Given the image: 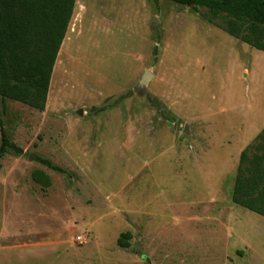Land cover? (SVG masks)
<instances>
[{"label": "rangeland", "instance_id": "374dc122", "mask_svg": "<svg viewBox=\"0 0 264 264\" xmlns=\"http://www.w3.org/2000/svg\"><path fill=\"white\" fill-rule=\"evenodd\" d=\"M206 14L75 1L44 110L0 103L23 150L0 160V264H264V217L231 200L264 128V52Z\"/></svg>", "mask_w": 264, "mask_h": 264}, {"label": "trees", "instance_id": "16d2710c", "mask_svg": "<svg viewBox=\"0 0 264 264\" xmlns=\"http://www.w3.org/2000/svg\"><path fill=\"white\" fill-rule=\"evenodd\" d=\"M75 1L0 0V103L9 99L44 110L53 67L73 15ZM169 1L207 9L209 22L264 52V0ZM151 102L158 107L157 101ZM263 139L264 128L255 136V143L241 150L231 193L234 204L262 216L264 146L256 142ZM22 152V148L10 140L0 112V160L7 153L21 155ZM40 161L55 171L64 172L48 159ZM31 177L44 188L51 185L50 177L42 170L34 169ZM130 238L129 231L123 232L117 244L129 247Z\"/></svg>", "mask_w": 264, "mask_h": 264}, {"label": "water", "instance_id": "95a60500", "mask_svg": "<svg viewBox=\"0 0 264 264\" xmlns=\"http://www.w3.org/2000/svg\"><path fill=\"white\" fill-rule=\"evenodd\" d=\"M149 77H150L149 72L145 71L142 78H141V81H140L141 85H144L147 82V80L149 79ZM78 113L81 114V110H79ZM184 130L187 131V128L185 127ZM34 157H35L34 155L29 156V158H34Z\"/></svg>", "mask_w": 264, "mask_h": 264}, {"label": "built area", "instance_id": "2783aa9c", "mask_svg": "<svg viewBox=\"0 0 264 264\" xmlns=\"http://www.w3.org/2000/svg\"><path fill=\"white\" fill-rule=\"evenodd\" d=\"M77 238H78L79 242H81L82 236H78Z\"/></svg>", "mask_w": 264, "mask_h": 264}, {"label": "crops", "instance_id": "0c3cea01", "mask_svg": "<svg viewBox=\"0 0 264 264\" xmlns=\"http://www.w3.org/2000/svg\"><path fill=\"white\" fill-rule=\"evenodd\" d=\"M238 160H239V158H238ZM239 206V205H238ZM241 207V206H240ZM242 208H244V207H242ZM246 209V208H245ZM248 210V209H247ZM251 211V210H250ZM253 212V211H252ZM256 213V212H255ZM258 214V213H257ZM260 215V214H259ZM262 216V215H261ZM264 217V216H263ZM252 249V248H251Z\"/></svg>", "mask_w": 264, "mask_h": 264}]
</instances>
